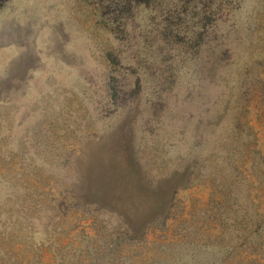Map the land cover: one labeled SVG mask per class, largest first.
I'll return each mask as SVG.
<instances>
[{"label": "rangeland", "instance_id": "1", "mask_svg": "<svg viewBox=\"0 0 264 264\" xmlns=\"http://www.w3.org/2000/svg\"><path fill=\"white\" fill-rule=\"evenodd\" d=\"M0 264H264V0H5Z\"/></svg>", "mask_w": 264, "mask_h": 264}, {"label": "trees", "instance_id": "2", "mask_svg": "<svg viewBox=\"0 0 264 264\" xmlns=\"http://www.w3.org/2000/svg\"><path fill=\"white\" fill-rule=\"evenodd\" d=\"M5 0H0V6L2 5V3L4 2Z\"/></svg>", "mask_w": 264, "mask_h": 264}]
</instances>
